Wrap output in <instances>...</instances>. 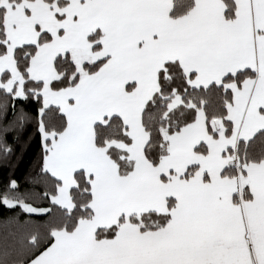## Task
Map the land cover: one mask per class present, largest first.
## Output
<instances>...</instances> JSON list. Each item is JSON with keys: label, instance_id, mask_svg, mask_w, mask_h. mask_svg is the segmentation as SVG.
Returning a JSON list of instances; mask_svg holds the SVG:
<instances>
[{"label": "snow or ice", "instance_id": "obj_1", "mask_svg": "<svg viewBox=\"0 0 264 264\" xmlns=\"http://www.w3.org/2000/svg\"><path fill=\"white\" fill-rule=\"evenodd\" d=\"M0 168V264H264V0H0Z\"/></svg>", "mask_w": 264, "mask_h": 264}, {"label": "trees", "instance_id": "obj_2", "mask_svg": "<svg viewBox=\"0 0 264 264\" xmlns=\"http://www.w3.org/2000/svg\"><path fill=\"white\" fill-rule=\"evenodd\" d=\"M35 151L36 149L34 146H29L27 150L23 153L19 161H16L15 157H13V161L17 165L15 169V175L19 180L23 181L25 175L30 171L31 164L34 159ZM17 155H20L19 147H17ZM4 175H6V170L0 168V177ZM4 235H5V227L2 221H0V260L4 258V242H3Z\"/></svg>", "mask_w": 264, "mask_h": 264}]
</instances>
